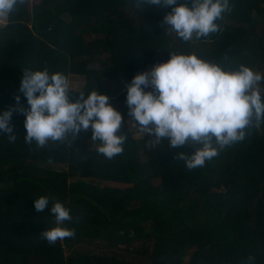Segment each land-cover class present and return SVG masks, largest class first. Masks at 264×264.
<instances>
[{"label":"trees","instance_id":"1","mask_svg":"<svg viewBox=\"0 0 264 264\" xmlns=\"http://www.w3.org/2000/svg\"><path fill=\"white\" fill-rule=\"evenodd\" d=\"M229 4L218 32L191 41L163 30L171 7L139 10L134 0H43L36 7L24 0L7 16L0 28V112L17 95L19 107H28L19 92L24 69L81 76L86 86L70 90V102L81 92L108 96L127 139L112 160L97 152L91 132L81 131L70 147L71 137L40 149L25 143V117L13 113L15 141L0 134V264H264V120H253L243 142L193 170L178 154L190 156L200 145L136 139L127 123L125 86L171 54L264 76V0ZM258 87L264 100V80ZM52 163L68 170L45 167ZM41 196L49 197L42 213L33 204ZM55 202L70 210L73 219L63 226L75 236L49 246L40 232L56 226Z\"/></svg>","mask_w":264,"mask_h":264},{"label":"clouds","instance_id":"2","mask_svg":"<svg viewBox=\"0 0 264 264\" xmlns=\"http://www.w3.org/2000/svg\"><path fill=\"white\" fill-rule=\"evenodd\" d=\"M23 4L24 0H0V16H11ZM144 5L171 7L161 26L183 41L218 32L216 22L231 10L229 0H190V6H177V0H134L139 10ZM169 56L167 62L136 74L125 86L127 114L133 129L153 137L151 143L167 140L172 148L200 145L190 156H178L188 170L203 168L220 150L243 142L253 120L257 125L264 120V100L258 87L264 76L243 65L236 71H224L195 54ZM149 88L152 91H145ZM19 92L28 107H19L17 95L16 104L0 112V134H6L10 142L16 139L11 119L13 113H19L25 117L24 140L29 145L34 142L43 148L49 141L63 143L71 137L70 147L84 131L91 132V141L100 142L97 152L106 159L123 153L125 121L109 104L108 96L95 90L85 98L81 92L70 102L67 77L47 69H24ZM33 204L42 213L49 207V197L41 196ZM50 214L56 226L41 231V239L54 246L75 236V229L63 226L73 219L69 209L55 202ZM253 259L249 257V261Z\"/></svg>","mask_w":264,"mask_h":264},{"label":"rangeland","instance_id":"3","mask_svg":"<svg viewBox=\"0 0 264 264\" xmlns=\"http://www.w3.org/2000/svg\"><path fill=\"white\" fill-rule=\"evenodd\" d=\"M42 1L43 0H30V4L32 6H34V7H36V6H39L42 3ZM7 22H8L7 16H0V28L6 26ZM92 34H94V33H92ZM97 37H98V35H95V36H92V37H86L85 39H86V42H91V41L94 40L93 38H95V40H97ZM83 59H88V57H83ZM151 68H152L151 66H148L147 67V71L150 70ZM68 81H69V90L80 91L86 86V80H85L84 77H81V76H71ZM127 123H128V126H129V130L131 131V133H132L134 138L141 139V138L147 136V134L142 136L141 134H139V132L136 129H133L131 127V123H132V119L131 118L127 119ZM40 149H42V148H40ZM28 164H31V162H28ZM45 167H51L53 169H57V170H60V171H67L68 170L66 165H58V164H54V163L50 164L49 166L46 165ZM249 210L253 211V210H251V208ZM77 245H78V243L76 245L74 244L73 246H71V248L72 249L76 248ZM133 248H136V245L133 246ZM65 256H68V257L71 256L70 252L66 251L65 252Z\"/></svg>","mask_w":264,"mask_h":264}]
</instances>
